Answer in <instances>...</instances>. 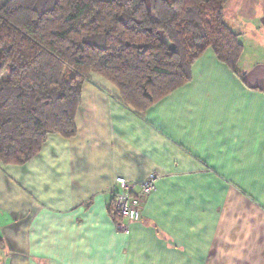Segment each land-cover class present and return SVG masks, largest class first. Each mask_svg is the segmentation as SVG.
I'll return each mask as SVG.
<instances>
[{"label": "crops", "instance_id": "1", "mask_svg": "<svg viewBox=\"0 0 264 264\" xmlns=\"http://www.w3.org/2000/svg\"><path fill=\"white\" fill-rule=\"evenodd\" d=\"M224 15L244 47L235 72L208 50L143 116L93 76L74 138L0 163V264H264V0ZM152 174L127 234L110 212L117 180L139 191Z\"/></svg>", "mask_w": 264, "mask_h": 264}, {"label": "trees", "instance_id": "2", "mask_svg": "<svg viewBox=\"0 0 264 264\" xmlns=\"http://www.w3.org/2000/svg\"><path fill=\"white\" fill-rule=\"evenodd\" d=\"M229 1L6 0L0 163L25 167L50 136L74 138L83 88L93 76L143 116L191 82L208 50L235 72L244 47L225 23Z\"/></svg>", "mask_w": 264, "mask_h": 264}, {"label": "built area", "instance_id": "3", "mask_svg": "<svg viewBox=\"0 0 264 264\" xmlns=\"http://www.w3.org/2000/svg\"><path fill=\"white\" fill-rule=\"evenodd\" d=\"M158 181V177L152 174L137 191L136 186L127 180H117V187L113 194V212L121 231L128 234L130 226L140 222L145 202L156 192Z\"/></svg>", "mask_w": 264, "mask_h": 264}, {"label": "rangeland", "instance_id": "4", "mask_svg": "<svg viewBox=\"0 0 264 264\" xmlns=\"http://www.w3.org/2000/svg\"><path fill=\"white\" fill-rule=\"evenodd\" d=\"M0 257H2L3 258V262H5V256L3 255V256H0Z\"/></svg>", "mask_w": 264, "mask_h": 264}]
</instances>
